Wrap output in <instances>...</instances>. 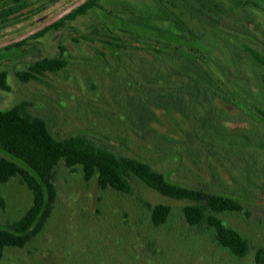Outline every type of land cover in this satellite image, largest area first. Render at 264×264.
I'll return each mask as SVG.
<instances>
[{
	"label": "rangeland",
	"instance_id": "obj_1",
	"mask_svg": "<svg viewBox=\"0 0 264 264\" xmlns=\"http://www.w3.org/2000/svg\"><path fill=\"white\" fill-rule=\"evenodd\" d=\"M126 1L141 12L157 11V0ZM98 20L78 18L70 25L87 33ZM153 20L152 34L138 24H125L126 29L159 40L161 24ZM107 21L113 28L121 24L118 18ZM98 30L87 41L79 33L66 34L65 68L26 83L18 74L58 54L59 32L37 42L30 61L18 60V50L4 54L0 61H14L1 68L8 89H0V111L26 103L58 140L81 136L118 157L149 163L174 183L238 201L241 212L218 217L243 237L249 252L233 256L218 245L213 229L189 225L183 212L189 201L165 197L135 176L130 193L103 190L96 177L85 181L81 167L72 170L60 162L46 226L25 248H7L0 264H256L264 248V124L249 107L264 110V103L249 102L245 85L221 83V74L229 79L234 72L216 70L217 57L210 50L197 55L204 51L199 40L183 38L176 27L171 40L160 41L164 48L156 54L164 58L105 51L109 36ZM119 38L112 39L123 47L149 50L145 41L152 43L146 37ZM190 68L203 77L194 78ZM32 204L33 194L20 177L0 183V227L20 220ZM157 205L172 208L161 227L152 222Z\"/></svg>",
	"mask_w": 264,
	"mask_h": 264
},
{
	"label": "flooded vegetation",
	"instance_id": "obj_2",
	"mask_svg": "<svg viewBox=\"0 0 264 264\" xmlns=\"http://www.w3.org/2000/svg\"><path fill=\"white\" fill-rule=\"evenodd\" d=\"M75 1L0 0V43L20 36L30 30L40 18H52ZM131 4L126 0H89L43 31L16 44L0 48V59L4 54L18 50L20 51L18 60L26 58L30 61L34 51L37 50V45L40 46L39 41L51 33L59 32L58 54L51 58L44 56L36 60L27 67L24 75L17 76L22 83L44 77L51 72L40 75L34 73L32 67L44 59H63L66 48L62 39L66 34L79 33L75 26L70 25L78 18L99 19L87 33L78 35L82 40L87 41L89 35L98 34V29L105 31L109 36V41L103 42L105 51L111 48L114 54L125 51L127 54L129 52L138 55L144 52L164 58L165 54H156L160 52L158 49L164 48L160 41L171 40V29L176 27L183 38L190 36L199 40L204 51L195 52L197 55L203 57L208 53L206 50H210L211 53L208 54L217 57L214 63L216 70L222 72L225 69L234 72L229 79H225L221 74L222 80H219L221 83L223 81L228 87L245 85L250 88V94L244 95L249 102L264 103V0H157L156 12H141ZM110 18L120 20L119 28L111 26L107 21ZM155 18L161 24L158 27V32L161 34L159 40H155L152 35H144L140 38L138 33L126 29L128 24H138L152 34L155 30L153 25ZM21 22L22 24L17 26V23ZM164 24H167V27H164ZM126 35L139 41L145 37L149 38L152 43L144 40L149 50L138 48L137 45L134 48L128 46L126 48L112 39L120 37L121 40ZM184 50L189 51L187 48ZM167 58L174 60V57L167 56ZM9 59L10 61H0V76L5 75L6 81L7 74L5 69L1 68L14 61L13 57ZM204 59L207 61L205 57ZM205 64L213 67L208 61ZM188 66L191 67L189 62ZM196 69H192L194 71L192 76L196 79L202 78L203 75ZM220 97L224 99L222 95ZM249 109L264 124V110L254 105Z\"/></svg>",
	"mask_w": 264,
	"mask_h": 264
},
{
	"label": "trees",
	"instance_id": "obj_3",
	"mask_svg": "<svg viewBox=\"0 0 264 264\" xmlns=\"http://www.w3.org/2000/svg\"><path fill=\"white\" fill-rule=\"evenodd\" d=\"M65 66L63 59H44L32 69L41 75L58 72ZM0 89H8L5 75L0 76ZM60 162L72 170L81 167L85 181L96 177L103 190L112 188L130 193L129 179L135 176L165 197L189 201L183 209L189 225L213 229L218 245L233 256L244 258L249 252L243 237L227 228L218 217L225 212H241L238 201L174 183L149 163L118 157L81 136L58 140L49 131L46 121L29 113L27 104L23 103L12 110L0 111V183L20 177L33 194V204L20 220L0 227V263L7 248H25L46 226L56 201L55 169ZM171 212L168 205L155 206L152 209L154 226L166 224ZM255 261L264 264V248L258 250Z\"/></svg>",
	"mask_w": 264,
	"mask_h": 264
},
{
	"label": "water",
	"instance_id": "obj_4",
	"mask_svg": "<svg viewBox=\"0 0 264 264\" xmlns=\"http://www.w3.org/2000/svg\"><path fill=\"white\" fill-rule=\"evenodd\" d=\"M88 1L89 0H76L74 3H72L70 6H68L67 8L62 10L60 13L53 16L52 18H40L35 23V25L30 30H28L27 32L21 34L20 36L14 38V39H10L8 41H4V42L0 43V48L16 44V43H18V42H20L26 38L31 37L32 35H35L41 31H43L47 27H49V26L55 24L56 22L62 20L63 17H65L66 15L75 11L76 9L80 8L82 5H84Z\"/></svg>",
	"mask_w": 264,
	"mask_h": 264
}]
</instances>
